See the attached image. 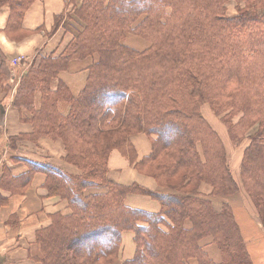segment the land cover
<instances>
[{
	"label": "trees",
	"instance_id": "16d2710c",
	"mask_svg": "<svg viewBox=\"0 0 264 264\" xmlns=\"http://www.w3.org/2000/svg\"><path fill=\"white\" fill-rule=\"evenodd\" d=\"M229 1L69 0L70 11L56 18L53 30L65 17L74 22L64 27L71 39L58 55L33 58L12 106L32 129L17 140H60L64 162L78 173L21 158L26 172L10 177L4 168L0 176V184L11 179L21 191L34 173H42L47 196L67 203V214H53L50 226L37 231L33 260L116 264L122 233L131 232L134 255L121 264H251L230 209L238 186L226 149L200 112L207 104L234 145L248 139L241 185L257 205L264 204V0H231L237 4L234 16L225 14ZM29 3L0 0L11 10L7 34L22 35ZM128 35L148 47H128ZM86 59L92 63L74 95L60 74L70 62ZM9 77L0 66V87L7 94ZM139 133L150 139L151 151L135 163L130 137ZM113 150L158 188L109 181ZM203 185L209 194L200 191ZM128 195L149 197L159 211L130 207ZM213 198H221L219 209ZM205 237L218 247L219 263L199 245ZM99 240L107 243L96 246Z\"/></svg>",
	"mask_w": 264,
	"mask_h": 264
},
{
	"label": "crops",
	"instance_id": "0c3cea01",
	"mask_svg": "<svg viewBox=\"0 0 264 264\" xmlns=\"http://www.w3.org/2000/svg\"><path fill=\"white\" fill-rule=\"evenodd\" d=\"M29 1L23 14L20 37L19 33L7 34L6 27L11 10L8 5L0 6V66H5L10 72L7 84L12 88L7 94L0 87L2 111L0 114V176L4 168L10 177H17L26 172V165L18 161L21 158L46 162L60 168L65 173L76 175L77 168L63 160L65 150L60 140H52L44 136L36 141L17 140L20 135L30 134L32 129L29 124L21 122L18 111L12 106L13 95L19 84V78L24 72V67L21 72L22 65L14 67L10 62L18 57L31 61L38 54L58 55L71 39L70 32L64 31V27L74 23L64 19L57 29L53 30L56 18L65 16L70 11L69 0ZM66 21L67 23L63 25ZM14 35L17 37L14 38ZM89 64V59L72 61L68 71L60 74V79L68 85L74 95H77L84 86L86 68ZM130 143L135 151V163L149 155L151 143L146 135L141 133L133 135L130 137ZM134 164L122 156L118 150H113L108 158L107 179L121 185L137 184L155 191L157 189L155 181L140 174ZM44 182L45 176L42 173H34L29 185L21 191L16 190V185L11 179L7 184H0V264H39L32 259L36 251L37 231L50 226L53 214L69 212L65 201L58 197L47 196ZM239 188L240 195L245 196L241 184ZM4 201L5 203L1 204ZM125 203L130 207L148 212L157 213L159 211L158 202L149 197L128 195ZM235 216L252 264H264V232L253 222V213L250 210V213L246 212V216L243 217L239 212L238 215L235 212ZM207 244H209L208 240L204 241L205 250L211 260L220 262L221 258L217 248L212 244ZM134 251L133 233H122L120 253L116 264L131 259Z\"/></svg>",
	"mask_w": 264,
	"mask_h": 264
},
{
	"label": "rangeland",
	"instance_id": "374dc122",
	"mask_svg": "<svg viewBox=\"0 0 264 264\" xmlns=\"http://www.w3.org/2000/svg\"><path fill=\"white\" fill-rule=\"evenodd\" d=\"M236 9H237L236 2L230 0L225 5V14L228 15V16H234L236 14V11H237ZM62 19H66V18L64 17ZM64 24H65V22L63 23V25ZM63 25L61 26V28L63 27ZM124 44L127 45L128 47H131V48L135 49V50L143 51L146 47H148L149 43L147 41H145V40H142V39L138 38V37L128 35L126 37V40H125ZM89 60H90V64H91L92 63V59H89ZM31 61L29 60V61H26V62L29 64ZM75 61H77V60H75ZM24 66L21 67V72L23 71V67ZM28 68L29 67L25 68L24 71L27 70ZM60 109L64 110V107L60 106ZM0 110H1V105H0ZM200 112H201V115L203 116V118L209 123V125L212 127V129L222 139L224 147L226 149V154H227V158H228V164H229L230 173H231L234 181L236 182V184L238 186V193L235 196L231 197V199H229V204H230V209H231L232 216H233L234 221H235V223H236V225L238 227L240 236H241V238H242V240L244 242V239L242 237L239 224H238V222L236 220L235 212L237 213V215H238V212H239V214H242L243 217H244V216H246V212L249 214L250 210H251V212L254 215L253 216L254 217L253 218V222L256 225L260 226V229L264 232V226H263V221H262V219L264 218V204L257 205L252 199H250V197L245 193L244 190L243 191H244V194H246L245 195L246 197L244 195H240L239 185L241 184V180H240V175H239L240 174L239 173V167H240V161H241V157H242V152L245 149V147L248 145L249 141H248V139H244L240 143V145H238V146L234 145L229 140V137H228V134H227V129H226L225 125L220 120V118L217 117L212 112V110H210V108H209V106L207 104H204L202 106ZM0 114H1V111H0ZM144 176H146V175H144ZM147 177H150V176H147ZM150 178H152V177H150ZM155 183H156V181H155ZM156 185H157V183H156ZM157 188H158V185H157ZM159 189L164 190L163 188H159ZM200 191L203 192L204 194H209L210 193V188L205 186V185H203V188ZM225 201L228 202V199H226ZM212 202H213V205H214V207L216 209L220 208V206H221V198H213ZM246 205H249V206H246ZM244 207H246V208L243 209ZM185 226L188 227L189 224H186ZM206 240H208L209 244H212V245H214L217 248V250L219 252V255H220V258H221V254H220V251H219L218 247L215 244H213V242H212L210 237H205V238L201 239L199 241V245L202 246L204 251L206 252L205 245H204V241H206ZM106 243H107V240H99L96 243V246L97 245H99V246L100 245H104ZM209 244H207V245H209ZM244 245H245V248H246L245 242H244ZM256 245L259 246L258 244H256ZM246 251H247V248H246ZM146 253L147 254H150V253L152 254L153 250H151V249L147 250L146 249ZM206 254L210 258V256L208 255L207 252H206ZM249 259H250V257H249ZM188 261L189 260H186L185 262H182V264H197L194 260H191L190 262H188ZM214 263H219V262H214ZM251 264H252V262H251Z\"/></svg>",
	"mask_w": 264,
	"mask_h": 264
},
{
	"label": "built area",
	"instance_id": "2783aa9c",
	"mask_svg": "<svg viewBox=\"0 0 264 264\" xmlns=\"http://www.w3.org/2000/svg\"><path fill=\"white\" fill-rule=\"evenodd\" d=\"M27 61V59H25V58H23V57H18V58H15V59H13L11 62H10V64L12 65V66H19V65H22V66H24V69L25 68H27L28 66H29V64L26 62Z\"/></svg>",
	"mask_w": 264,
	"mask_h": 264
},
{
	"label": "bare ground",
	"instance_id": "6f19581e",
	"mask_svg": "<svg viewBox=\"0 0 264 264\" xmlns=\"http://www.w3.org/2000/svg\"><path fill=\"white\" fill-rule=\"evenodd\" d=\"M20 79V78H19ZM19 82H20V80H19Z\"/></svg>",
	"mask_w": 264,
	"mask_h": 264
}]
</instances>
